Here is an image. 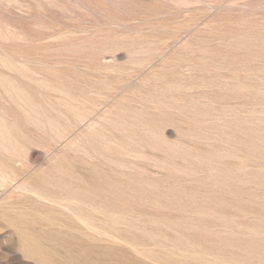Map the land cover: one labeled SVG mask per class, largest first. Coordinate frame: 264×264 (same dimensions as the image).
Instances as JSON below:
<instances>
[{"label": "rangeland", "instance_id": "obj_1", "mask_svg": "<svg viewBox=\"0 0 264 264\" xmlns=\"http://www.w3.org/2000/svg\"><path fill=\"white\" fill-rule=\"evenodd\" d=\"M0 173V264H264V0H0Z\"/></svg>", "mask_w": 264, "mask_h": 264}, {"label": "bare ground", "instance_id": "obj_2", "mask_svg": "<svg viewBox=\"0 0 264 264\" xmlns=\"http://www.w3.org/2000/svg\"><path fill=\"white\" fill-rule=\"evenodd\" d=\"M105 2H106V1H105ZM111 2H112V1H111ZM109 4H110V3H109ZM108 9H109V8H108ZM239 26H240V25H239ZM241 27H242V26H241ZM206 59H207V58H206ZM210 59H211V58H210ZM202 61H203V60H202ZM207 63H208V62H207ZM240 70H241V69H240ZM237 71H238V70H237ZM31 76H32V75H31ZM31 80H32V77H31ZM47 83H48V82H47ZM51 86H52V85H51ZM57 87H58V86H57ZM237 87H238V86H237ZM241 87H242V85H241ZM60 88H61V87H60ZM21 89H22V88H21ZM17 91H18V90H17ZM22 91H23V89H22ZM22 91H21V92H22ZM60 91H61V90H60ZM61 92H63V91H61ZM22 93H23V92H22ZM99 93H100V92H99ZM28 94H29V93H28ZM33 94H34V93H33ZM24 96H25V95H24ZM70 96H71V95H70ZM78 97H79V96H78ZM28 98H30V97H28ZM80 99H81V98H80ZM25 100H27V99H25ZM35 101H36V100H35ZM40 101H41V100H40ZM28 102H31V101H28ZM32 102H33V101H32ZM23 103H24V102H23ZM85 104H86V103H85ZM31 105H32V104H31ZM39 105H40V104H39ZM97 105H98V104H97ZM85 107H86V106H85ZM29 108H30V107H29ZM90 108H91V107H90ZM92 108H93V107H92ZM74 109H77V108H74ZM79 109H80V108H79ZM81 110H82V109H81ZM92 110H93V109H92ZM93 111H94V110H93ZM74 112H75V111H74ZM84 112H85V111H84ZM81 114H83V113H81ZM85 116H86V115H84V119H85ZM108 118H109V117H108ZM110 118H111V117H110ZM78 119H79V118H78ZM84 119H83V120H84ZM50 120H51V118H50ZM99 121H100V120H99ZM101 121H102V120H101ZM114 121H115V120H114ZM54 123H55V122H54ZM105 124H106V123H105ZM100 125H101V124H100ZM101 126H102V125H101ZM57 130H58V129H57ZM98 130H99V129H98ZM102 132H103V131H102ZM93 133H94V132H93ZM96 135H98V134H96ZM61 136H62V135H61ZM17 140H18V139H17ZM17 140H16V141H17ZM101 140H103V139H101ZM103 141H104V140H103ZM13 142H15V141L13 140ZM14 144H15V143H14ZM105 145H106V144H105ZM108 145H109V144H108ZM9 146H10V145H9ZM12 146H13V145H12ZM106 146H107V145H106ZM11 148H12V147H11ZM17 148H18V147H17ZM14 149H16V148H14ZM8 151H9V150H8ZM16 151H17V150H16ZM9 152H10V151H9ZM12 152H13V149H12ZM14 153H15V152H13V154H14ZM13 154H12V155H13ZM16 158H17V157H16ZM16 158H15V159H16ZM13 160H14V159H13ZM16 160H17V159H16ZM20 160H21V159H20ZM16 166H17V165H16ZM19 166H20V165H19ZM25 167H26V166H25ZM25 167H24V168H25ZM20 171H23V170H20ZM10 172H11V171H10ZM51 172H52V171H51ZM21 173H22V172H21ZM19 174H20V173H19ZM23 174H24V173H22V175H23ZM9 175H10V173H9ZM13 175H14V174H13ZM38 176H39V175H38ZM38 176H37V177H38ZM13 177H14V176H13ZM11 178H12V177H11ZM52 178H53V176H52ZM54 178H55V177H54ZM58 178H59V177H58ZM2 179H3V178H2L1 173H0V185H1L2 182H3ZM39 179H40V178H38V180H39ZM46 179H47V178H46ZM7 180H8V179H7ZM33 180H36V179H33ZM96 180H97V179H96ZM40 181H41V180H40ZM61 181H62V180H61ZM27 182H29V181H27ZM32 182H35V181H32ZM48 182H49V180H48ZM37 183H38V181H37ZM45 183H46V182H45ZM45 183H44V185H45ZM49 183H50V182H49ZM63 183H64V182H63ZM32 184H33V183H32ZM35 184H36V183H35ZM80 184H81V183H80ZM80 184H79V185H80ZM40 185H42V184H40ZM44 185H43V187H45ZM47 185H49V184H47ZM49 186H50V185H49ZM30 187H31V186H30ZM54 187H55V186H54ZM81 187H82V186H81ZM32 188H34V187H32ZM32 188H31L30 190H32ZM36 188H37V187H36ZM35 190H36V189H35ZM37 190H38V189H37ZM62 190H63V189H62ZM50 191H51V189H50ZM33 192L35 193V191H33ZM44 192H45V191H44ZM40 193H41V192H40ZM46 193H47V191H46ZM49 193H50V192H49ZM56 193H57V192H56ZM56 193H55V194H56ZM36 194H37V193H36ZM50 194H52V193H50ZM50 194H49V195H50ZM60 194H61V193H60ZM39 195H40V194H39ZM46 195H47V194H46ZM52 195H53V194H52ZM63 195H64V194H63ZM77 195H78V194H77ZM41 196H42V195H41ZM50 198H51V197H50ZM52 198H53V197H52ZM69 202H70V201H69ZM10 222H11V221H10ZM14 222H16V221H14ZM14 222H13V223L11 222V224H14ZM12 226H13V225H12ZM19 230H20V229H19ZM32 231H33V230H32ZM47 233H48V232H47ZM35 244H36V243H35ZM67 245H68V244H67ZM35 246H36V245H35ZM69 248H70V247H69Z\"/></svg>", "mask_w": 264, "mask_h": 264}]
</instances>
